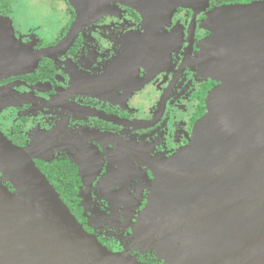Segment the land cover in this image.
I'll return each mask as SVG.
<instances>
[{
  "label": "flooded vegetation",
  "instance_id": "af4514ba",
  "mask_svg": "<svg viewBox=\"0 0 264 264\" xmlns=\"http://www.w3.org/2000/svg\"><path fill=\"white\" fill-rule=\"evenodd\" d=\"M27 1L0 0V133L28 153L102 246L167 264L139 226L159 165L190 145L221 84L205 57V23L217 9L264 0H212L149 24L116 5L76 34L68 0H34L36 22L22 14ZM228 54L234 75L246 56ZM0 182L15 192L2 173Z\"/></svg>",
  "mask_w": 264,
  "mask_h": 264
},
{
  "label": "water",
  "instance_id": "95a60500",
  "mask_svg": "<svg viewBox=\"0 0 264 264\" xmlns=\"http://www.w3.org/2000/svg\"><path fill=\"white\" fill-rule=\"evenodd\" d=\"M76 34L116 5L145 23L212 0H68ZM204 43L220 82L190 145L159 165L139 231L167 264H259L264 253V1L210 14ZM242 50L245 65L230 50ZM230 59V60H229ZM0 264H142L109 251L78 223L28 153L0 133Z\"/></svg>",
  "mask_w": 264,
  "mask_h": 264
},
{
  "label": "rangeland",
  "instance_id": "374dc122",
  "mask_svg": "<svg viewBox=\"0 0 264 264\" xmlns=\"http://www.w3.org/2000/svg\"><path fill=\"white\" fill-rule=\"evenodd\" d=\"M31 2V6L26 5V7L23 9L22 14L25 16L28 21L26 22H36L37 20L39 21V8L38 6H34L36 2L34 0H28L27 3ZM33 2V3H32ZM37 5V4H36ZM37 18V19H36ZM128 256V255H126ZM130 257V256H128ZM135 259V258H134Z\"/></svg>",
  "mask_w": 264,
  "mask_h": 264
}]
</instances>
